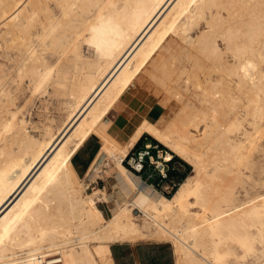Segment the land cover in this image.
Listing matches in <instances>:
<instances>
[{
  "label": "bare ground",
  "instance_id": "bare-ground-1",
  "mask_svg": "<svg viewBox=\"0 0 264 264\" xmlns=\"http://www.w3.org/2000/svg\"><path fill=\"white\" fill-rule=\"evenodd\" d=\"M1 55L0 264H115L111 244L147 235L172 243L175 264H264V0H0ZM145 69L174 99L121 140L108 114ZM21 78L31 97L65 96L41 135L11 94ZM144 132L191 165L171 195L122 162ZM92 135L85 176L110 159L133 191L109 216L105 187L86 191L72 160Z\"/></svg>",
  "mask_w": 264,
  "mask_h": 264
},
{
  "label": "rangeland",
  "instance_id": "rangeland-1",
  "mask_svg": "<svg viewBox=\"0 0 264 264\" xmlns=\"http://www.w3.org/2000/svg\"><path fill=\"white\" fill-rule=\"evenodd\" d=\"M198 32L199 30L198 28H196L195 30L191 32L192 34L190 33V35L194 37ZM218 40L220 44L223 45L221 42L222 40L219 39V37H218ZM84 48L86 51L87 46L85 45ZM0 59L7 61V59H5L4 56L2 55L0 56ZM136 80H135V85L130 87L131 91L129 89L126 97L121 101V103L118 106H116L114 109H112V111H110L108 114L111 118L114 117V115L116 116L117 113L124 114L127 130L133 127L134 123L142 119L143 115L145 114V110L147 109L148 105H150L151 103L155 101H159L160 98L166 96L168 93H169V97H171L172 100L174 99L173 94L171 92H168V93L165 92L164 94L163 91L161 92V89H158V87L154 85V83L148 77V70L145 69L141 73L140 77H138ZM9 87L11 90V94L14 97L17 104L22 106L23 116L29 120L28 128L35 135H41L43 133L45 126L47 125L56 126L61 121L62 117L64 116L65 111H66L65 96L63 94H54V91L51 86H49L48 90H46L45 92H39L32 97L29 95V84L25 78L11 81L9 83ZM132 92L136 94H133ZM163 110H164V107H163ZM111 129H112V132L115 133V135L119 139H121L120 136H118L119 134L116 132L114 127H112ZM200 130L201 129L199 128L192 129V131L197 136L200 135L199 134ZM140 145H142V143ZM99 146H100V141L98 137L95 135H92L84 143V145L80 148L77 154L73 157V161L75 163H79V165L76 167L78 176H82L83 174L85 176V173H84L85 166L84 165L86 164L87 161H88L87 163H89L90 158L93 156V154L95 153V151L97 150ZM256 150L253 156L255 157V159H257L256 164L258 166V169L254 172V175L255 177L260 178L259 179L260 181L261 177L264 178V147L257 151ZM90 153L92 156L90 155ZM87 156H88V159H87ZM106 158L107 157H105L103 161ZM108 160H109L108 161L109 163L106 168L111 167L114 170V178L111 175H106V173H102L100 177H96L97 183L95 184L96 187L104 186L106 189V195L108 197V202L106 201L99 202V207L101 208L105 216H109L110 214H113L119 207L122 206L124 202L130 199L131 195L133 194L132 189L124 181L122 173L115 166H113L110 159ZM80 163H83V164L80 165ZM99 165L101 167V164ZM190 169H191V165L188 169V172L190 171ZM97 173L98 172H96V174ZM85 178L88 180L87 181L88 183L89 181L94 179V178L89 179V174L85 176ZM112 182H113L114 187H112ZM258 189H263V187L259 186ZM90 190H92V188L86 191H90ZM111 190L112 192L108 193V191H111ZM119 191H121L120 194L117 193ZM172 192L173 191L171 190L170 192H168L167 195H171ZM133 212L136 214L138 225L142 229L147 230L150 227H153V224L151 225L149 221L145 218V216H143L138 209L134 208ZM137 242H145V244H148V245L165 244V246H167V250H170L172 252V255L175 257L173 245L170 241L157 240L155 236L147 235ZM115 244H112V245L116 246ZM124 244L125 245L122 249V253L132 254L133 249H134L133 245H131L129 242L124 243ZM247 259L251 260L253 259V257L248 255ZM253 262H254L253 264H255L256 260H253Z\"/></svg>",
  "mask_w": 264,
  "mask_h": 264
},
{
  "label": "crops",
  "instance_id": "crops-1",
  "mask_svg": "<svg viewBox=\"0 0 264 264\" xmlns=\"http://www.w3.org/2000/svg\"><path fill=\"white\" fill-rule=\"evenodd\" d=\"M155 102L148 105L147 109L145 110L146 113H145V115H143L146 118H148L149 120H155L163 111V106L158 101H155ZM123 115L124 114L117 113L116 116L112 117V120H113L112 127H114L116 132L119 134L118 136H120V138L122 140L125 139L127 134L133 128V127H131L129 130L126 129V120L124 118L125 116H123ZM145 142L151 143L152 152L155 155L162 156L163 159L165 158V153L168 152L167 147L165 146V148H161L160 147L161 142H159L153 136H151L150 134H148L146 132H144L138 138V140L134 143V145L132 147H134L135 149H138V148L142 147ZM141 143H142V145H140ZM80 148L77 150V152L80 150ZM96 151H95V153H96ZM77 152L73 155V157L77 154ZM95 153L93 154V156L95 155ZM93 156L90 158L89 163H90L91 159L93 158ZM73 157H72V160H73ZM170 157H171V160L166 162V166L168 169V177L163 181L162 186H165L166 183H170L172 180H179V179L182 180L185 177V175L187 174L189 166H190V164L188 162H186L183 158H181L179 155H176L175 153H172ZM165 159H167V158H165ZM73 163H74L75 168L79 165V163H75L74 161H73ZM89 163H86V165H84L85 166L84 171H85V169ZM82 164L83 163H80V165H82ZM76 170H77V168H76ZM149 170H151V166L148 167V169H146L147 172ZM104 173H106V175H111L114 178V170L111 167L106 168ZM144 174H146V173H144ZM157 177H158L157 175H153L150 178V181L156 182ZM112 187H114L113 182H112ZM109 192L111 193L112 190L108 191V193ZM117 193L120 194L121 191H119ZM106 202H108V201H106ZM124 243H128V242H122V243L117 242L116 244L113 243L116 246H113L111 244V250H112V254L114 257L115 264H175V257L172 255V252L170 250H167V246H165V244L148 245V244H145V242L130 243L134 247L133 253L132 254L131 253L126 254V253H122V249L125 245Z\"/></svg>",
  "mask_w": 264,
  "mask_h": 264
},
{
  "label": "built area",
  "instance_id": "built-area-1",
  "mask_svg": "<svg viewBox=\"0 0 264 264\" xmlns=\"http://www.w3.org/2000/svg\"><path fill=\"white\" fill-rule=\"evenodd\" d=\"M169 159H163L162 156H157L152 152V145L150 142H145L142 147L135 149L134 147L130 148L128 153L122 159L123 164L133 173L139 175L140 180L143 183H150L154 185L160 192L168 194L171 190L173 191L178 185L181 179L172 180L170 183H166L165 186H162L163 181L168 177V169L166 162ZM161 164L163 168L161 169ZM151 166V170L148 172L146 169ZM146 173V174H144ZM153 175H157V181H150V178ZM97 179L90 182V186L87 188L90 189L95 187Z\"/></svg>",
  "mask_w": 264,
  "mask_h": 264
},
{
  "label": "snow or ice",
  "instance_id": "snow-or-ice-1",
  "mask_svg": "<svg viewBox=\"0 0 264 264\" xmlns=\"http://www.w3.org/2000/svg\"><path fill=\"white\" fill-rule=\"evenodd\" d=\"M167 159L171 160V157H167ZM163 168V164H161V169Z\"/></svg>",
  "mask_w": 264,
  "mask_h": 264
},
{
  "label": "trees",
  "instance_id": "trees-1",
  "mask_svg": "<svg viewBox=\"0 0 264 264\" xmlns=\"http://www.w3.org/2000/svg\"><path fill=\"white\" fill-rule=\"evenodd\" d=\"M160 145H161V146H160L161 148H165V146H164V145H162L161 143H160ZM189 167H190V166H189Z\"/></svg>",
  "mask_w": 264,
  "mask_h": 264
}]
</instances>
